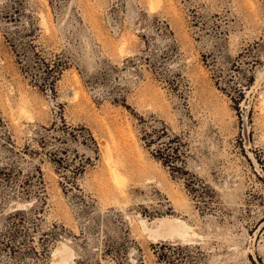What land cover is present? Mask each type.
Instances as JSON below:
<instances>
[{"label": "rangeland", "instance_id": "374dc122", "mask_svg": "<svg viewBox=\"0 0 264 264\" xmlns=\"http://www.w3.org/2000/svg\"><path fill=\"white\" fill-rule=\"evenodd\" d=\"M60 244L264 264V0H0V264Z\"/></svg>", "mask_w": 264, "mask_h": 264}, {"label": "bare ground", "instance_id": "6f19581e", "mask_svg": "<svg viewBox=\"0 0 264 264\" xmlns=\"http://www.w3.org/2000/svg\"><path fill=\"white\" fill-rule=\"evenodd\" d=\"M116 173H118L116 171ZM119 175V174H118ZM116 178V175H115ZM120 179V178H119ZM120 181V180H119ZM167 221V220H166ZM171 222V221H170ZM170 222H164L163 224V228H168L169 232H173L176 231L177 228L174 227ZM181 223V222H179ZM180 225V224H179ZM178 225V226H179ZM181 226V225H180ZM182 227V226H181ZM54 263L56 264H65V262L68 260V258L71 255V252H69V250L65 247L64 244H60L54 251Z\"/></svg>", "mask_w": 264, "mask_h": 264}]
</instances>
